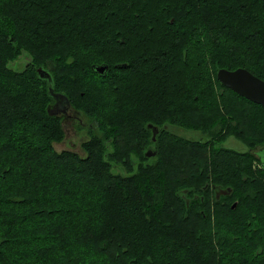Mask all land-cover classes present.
<instances>
[{"label": "trees", "instance_id": "16d2710c", "mask_svg": "<svg viewBox=\"0 0 264 264\" xmlns=\"http://www.w3.org/2000/svg\"><path fill=\"white\" fill-rule=\"evenodd\" d=\"M157 21L167 36L142 37ZM145 42L151 65L191 70L176 73L181 106L145 114L134 100L149 87ZM41 66L97 130L84 155L54 147L65 130ZM224 67L264 79V0H0V264H264V107L224 86ZM230 135L248 149L224 146Z\"/></svg>", "mask_w": 264, "mask_h": 264}, {"label": "rangeland", "instance_id": "374dc122", "mask_svg": "<svg viewBox=\"0 0 264 264\" xmlns=\"http://www.w3.org/2000/svg\"><path fill=\"white\" fill-rule=\"evenodd\" d=\"M120 1V0H119ZM197 16H191L190 17V26L195 24V20ZM198 18L199 15H198ZM144 21V20H143ZM163 21V20H161ZM161 21H157V27H156V33H152V34H146V32H141V36L144 37H155L157 36L155 39L157 38H164L167 36L168 34V30L167 33L165 28V24L164 22ZM188 25V27H189ZM200 27V26H199ZM153 32V31H152ZM224 32V30L222 31ZM164 33L165 36H161ZM95 33H91L88 32V34H84L85 38H89L92 37ZM220 34H223L220 32ZM245 34V33H244ZM243 34V35H244ZM96 35V34H95ZM94 35V36H95ZM190 35V34H189ZM96 37V36H95ZM201 37L198 35L196 36L192 41L195 44L197 41H199ZM223 40L220 41L221 44L228 42L229 46L231 47H235V41L236 39H232V37H230V40L225 39V37L223 36L222 38ZM165 40H161V41H166ZM250 40V39H249ZM249 40L247 41L249 43ZM132 42H134V39H132ZM148 45H145V47L141 48V51L139 50L138 53V58L136 59V68L138 70H140V72H142V74H146L149 76L146 80L149 81V87L147 89V91H142L140 93H138L137 95H135L134 100L136 102H140V103H144V105L146 106L147 104V109H145V114L148 113H152L150 111L154 110L157 108V110L162 109L160 108V106L165 107L166 106V101L167 99L171 98L172 100H175V89L176 88H180L183 85H180V82H184V77L181 75H177V72H183V74L187 73L190 69L188 67H182V64L180 63V61H178V59H174V58H167L168 56H162L161 58H156L153 61V64L151 65V55L153 54V50L154 48H157V44L156 46H153V44L145 42ZM247 45V44H246ZM89 50V49H88ZM145 50H147L145 52ZM91 51V50H90ZM203 51V50H201ZM194 57L196 56V53H193ZM28 61H30V57L29 54H27L25 51L17 58V60H15V62L10 63L11 67H13L16 70H22L28 63ZM155 63V69L153 70V65ZM195 71V70H193ZM191 72V70H190ZM188 88H191L189 83H186ZM184 89V88H183ZM186 90V89H185ZM127 91V90H124ZM173 94V95H172ZM111 98V96H108ZM107 97V99H108ZM145 101V102H144ZM178 101V105H182L181 102L179 101L178 97L177 100ZM177 103V102H176ZM172 104V103H171ZM173 104H175L173 102ZM172 104V105H173ZM105 112H108L110 109H113L112 107L108 106L106 108H103ZM0 111H2V109L0 108ZM168 129L173 132V133H178L182 136H184L185 138H191V139H201V138H209V136L204 132V131H197V130H193V129H189V128H184L181 127L179 125L176 124H168ZM79 127V129L81 128L80 125L77 124V126L74 125H68L65 126V135L67 133V138L64 141H59L57 143H55V148L58 151L61 150H75L78 151V143H80L81 140V135L83 134V132L79 131L77 134V128ZM66 141H73L76 144L73 145H69L68 143H66ZM222 144L224 146H228V147H232L234 149L237 150H247L248 146L246 145V143L242 142L241 140H238L236 137L234 136H228L226 138V140L224 142H222ZM136 162V160H135ZM119 170H121V168H119Z\"/></svg>", "mask_w": 264, "mask_h": 264}, {"label": "water", "instance_id": "95a60500", "mask_svg": "<svg viewBox=\"0 0 264 264\" xmlns=\"http://www.w3.org/2000/svg\"><path fill=\"white\" fill-rule=\"evenodd\" d=\"M108 66L109 65L107 63L94 64L93 69H95L101 74H105L107 72ZM38 74L41 78L48 80L49 94L56 99V103H58V101L59 103L61 101H69L68 97L64 93L56 92V90H54L53 76L47 68L43 66L39 67ZM217 78L224 86H227L236 93H239L240 95L246 97L250 101L252 100L253 102L259 103L264 107V79H261L260 77L256 76L255 74H253V72L249 71L244 67H238L235 70H231L224 67L218 70ZM53 110V108L49 110V113L51 115L56 114V112ZM150 127H152L153 129V137L155 139L156 135L158 134V128L152 125H150ZM153 152L149 148L146 154L147 156H149L152 155ZM259 153L262 157V162L264 165V149L261 150ZM236 205L237 201L234 202L232 207H235Z\"/></svg>", "mask_w": 264, "mask_h": 264}, {"label": "flooded vegetation", "instance_id": "af4514ba", "mask_svg": "<svg viewBox=\"0 0 264 264\" xmlns=\"http://www.w3.org/2000/svg\"><path fill=\"white\" fill-rule=\"evenodd\" d=\"M171 21L173 22V19H171ZM55 103H56V99H54V102H53V109H54L53 111L57 112V114L61 117L64 130H65V126H68V125L77 126V124H78L81 126L80 129H79V127L77 128V134L79 131L83 132V134L80 137L81 138L80 143H78V150H79V154L84 155L85 150L83 149L82 145L84 144L85 141L90 139L89 135L90 134H96L97 130L95 128L91 130V127L93 126L92 123H89L87 121V118L85 116H82L81 111L75 109L71 105L70 101H61L60 103L58 101L59 104L58 103L55 104ZM150 125H152V124L150 123L147 127H149L153 133V129H152V127H150ZM159 131H160V129L158 128V132ZM65 132H66V130H65ZM66 136H67V133H66ZM66 136L63 138L62 141H64L67 138ZM153 136H154V133H153ZM155 139L153 137V142H155ZM55 143H57V142H55ZM55 143H54V146H55ZM66 143H68L69 145L76 144L73 141H66ZM149 148L151 149L152 152L154 151L152 155L148 156L150 158L151 156H155L157 154L158 150H157V148H154L153 146H149ZM260 149L263 150L264 147L263 148L261 147ZM69 150H72V149H69ZM146 156H147V154H146Z\"/></svg>", "mask_w": 264, "mask_h": 264}]
</instances>
